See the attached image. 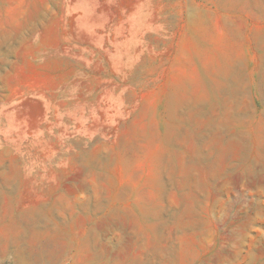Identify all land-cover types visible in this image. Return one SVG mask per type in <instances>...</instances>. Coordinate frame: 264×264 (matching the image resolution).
<instances>
[{"label":"rangeland","instance_id":"obj_1","mask_svg":"<svg viewBox=\"0 0 264 264\" xmlns=\"http://www.w3.org/2000/svg\"><path fill=\"white\" fill-rule=\"evenodd\" d=\"M83 177L105 257L264 264V0H0V264Z\"/></svg>","mask_w":264,"mask_h":264},{"label":"crops","instance_id":"obj_2","mask_svg":"<svg viewBox=\"0 0 264 264\" xmlns=\"http://www.w3.org/2000/svg\"><path fill=\"white\" fill-rule=\"evenodd\" d=\"M52 180H56V178H51V255L46 254L43 247H41L43 238L41 236L34 237L39 234L37 228L47 227L49 221L48 224L37 225V230L34 229L30 232L25 231L24 222L20 224L23 227L20 237L22 239L13 241L11 237H6V242L1 244L6 254L10 252L14 259L22 262L21 264H35L36 262L39 264V260H47L51 264H85V253L89 251L93 259L91 264H122L117 257L108 258L104 256L103 238L95 230L96 221L91 222L89 231H84V226H81L77 219L71 218L73 213L103 211L105 202L103 184H100V193H97L99 184L93 181L94 178L83 177L81 181L73 182L71 185L74 188L85 192L82 199L81 197L73 198L71 195L64 193L56 194L57 191H65V188L62 187L63 183ZM3 186L6 190L16 188L14 183H5ZM164 192L159 197H149V202L168 206L182 201V199L171 197L172 195L168 194L167 190ZM106 201L118 202L119 199L114 200L108 197ZM57 202H64L70 206L65 210H57L54 208ZM72 205H76V207L72 209ZM30 215L38 218L35 213L33 215V213L18 212L15 215L10 214L9 217L7 213L3 214L5 219H12L14 224L18 219ZM39 218L43 219V217Z\"/></svg>","mask_w":264,"mask_h":264}]
</instances>
